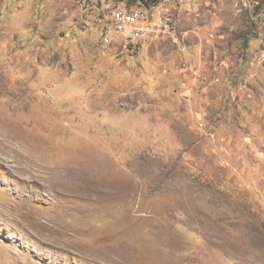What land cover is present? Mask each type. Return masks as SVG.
<instances>
[{
	"label": "rangeland",
	"instance_id": "obj_1",
	"mask_svg": "<svg viewBox=\"0 0 264 264\" xmlns=\"http://www.w3.org/2000/svg\"><path fill=\"white\" fill-rule=\"evenodd\" d=\"M126 5L0 0V264H264V0H161L134 53L96 28ZM164 36L237 88L170 86Z\"/></svg>",
	"mask_w": 264,
	"mask_h": 264
},
{
	"label": "crops",
	"instance_id": "obj_2",
	"mask_svg": "<svg viewBox=\"0 0 264 264\" xmlns=\"http://www.w3.org/2000/svg\"><path fill=\"white\" fill-rule=\"evenodd\" d=\"M178 37H180V36H178ZM169 41H171V40L168 38H165V36H164L162 39H160L158 41L151 42L149 44H145L141 48L139 53L142 52V53L147 54L148 57H146V58H148V59H149V56L152 52L154 54H157V53L160 54L159 61L156 64V66L158 64H160V68L158 67L157 69H154V70L157 71V73H160L161 74L160 78L164 79L170 86L174 87L175 83L179 82V83H177L178 85L181 84L184 86V88L186 90H188V88H186V86L194 85V83L196 82L199 88L207 85V86L211 87L212 90L214 89V92H217V96L219 99L222 98V96L220 94V90H223L224 88H226L227 83H228L227 87L229 89H232L233 87L237 88L236 87V84H238L237 78H233V79L227 78L224 70H221L220 67L216 66V61L214 59H213V61H214L215 65L213 66L210 64L211 62H213L212 60H210V58L202 57V54H199L196 52L198 50H200V51L204 50V42H200L199 45L194 46V47H190V46L188 47L186 45H183L181 47V45H180V47H179V49H177V51L172 52V54L175 53L173 55L175 57V59H169L167 57L166 52H165V54H163L164 49L165 50L168 49L167 44ZM205 41H207V40H205ZM213 47H214V45H213ZM192 48H195V49L192 51ZM192 52H194V54L197 53L194 56L197 60L195 66L194 65L192 66V64H190V63H193L192 59L194 58V57H191ZM215 54L217 56L218 53H215ZM179 65H183V67H181L182 70H180L179 68L176 69V67ZM169 66L172 68V70L169 68ZM221 100H223V99H221ZM256 123H258V122L255 121V124L252 125L253 129H255L254 128L255 126L257 128ZM225 127L230 128V129H233V128L239 129L240 125H238V127H235V125L233 126L232 124L231 125L226 124ZM263 130L264 129H260L257 131L263 132ZM243 133H244V131L242 130V135H243Z\"/></svg>",
	"mask_w": 264,
	"mask_h": 264
},
{
	"label": "built area",
	"instance_id": "obj_3",
	"mask_svg": "<svg viewBox=\"0 0 264 264\" xmlns=\"http://www.w3.org/2000/svg\"><path fill=\"white\" fill-rule=\"evenodd\" d=\"M100 32V41L114 39L113 28L121 29L128 45V52L134 53L135 47L145 43L146 36H157L159 33H173L174 22L169 15L155 14L153 10L147 15H128L126 9L111 7L108 16H101L96 23Z\"/></svg>",
	"mask_w": 264,
	"mask_h": 264
},
{
	"label": "trees",
	"instance_id": "obj_4",
	"mask_svg": "<svg viewBox=\"0 0 264 264\" xmlns=\"http://www.w3.org/2000/svg\"><path fill=\"white\" fill-rule=\"evenodd\" d=\"M117 3L127 4L126 6L131 7L139 4L141 7H137L135 11H150L155 8L161 0H114ZM129 9V8H128Z\"/></svg>",
	"mask_w": 264,
	"mask_h": 264
},
{
	"label": "bare ground",
	"instance_id": "obj_5",
	"mask_svg": "<svg viewBox=\"0 0 264 264\" xmlns=\"http://www.w3.org/2000/svg\"><path fill=\"white\" fill-rule=\"evenodd\" d=\"M115 7L118 8V9H126V7H119V6H115ZM107 10L108 11L106 12L107 13L106 15L108 16L109 15V10H111V6H109V8ZM127 14L128 15H147L148 11L141 10V11H133L132 12V11L127 9ZM159 34L163 35L165 33H159ZM113 36H115L114 39H110V40H107V41H102V45H111L112 43H114L116 37H118L119 39H121L123 41H126V39L123 36H121V29L120 28H113ZM146 37H149V36H146Z\"/></svg>",
	"mask_w": 264,
	"mask_h": 264
}]
</instances>
